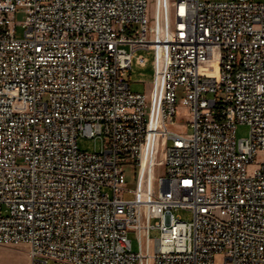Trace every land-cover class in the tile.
<instances>
[{
  "label": "built area",
  "instance_id": "2783aa9c",
  "mask_svg": "<svg viewBox=\"0 0 264 264\" xmlns=\"http://www.w3.org/2000/svg\"><path fill=\"white\" fill-rule=\"evenodd\" d=\"M158 9L0 0V245L26 246L30 264H264V2ZM150 50V91H131L132 57L143 67ZM153 114V175L140 189ZM79 136L101 148L80 150Z\"/></svg>",
  "mask_w": 264,
  "mask_h": 264
},
{
  "label": "rangeland",
  "instance_id": "374dc122",
  "mask_svg": "<svg viewBox=\"0 0 264 264\" xmlns=\"http://www.w3.org/2000/svg\"><path fill=\"white\" fill-rule=\"evenodd\" d=\"M202 1H227V0H202ZM253 2H264V0H251ZM153 9L155 13H159L158 9V0L155 2L153 0H148V15H152ZM24 12L22 9H18L14 14V21L18 23L15 28V35L17 38L22 36L23 28L21 27V23L24 20ZM138 52L134 53L132 57L131 67L126 71L125 79L128 82L129 88L134 92H146L149 93L150 85L153 80V52L150 51H142V53L147 58V64L145 66H139L135 63L134 59ZM157 97V88L156 85L154 87L153 98ZM181 111V110H180ZM177 124L184 123L186 121L185 117L177 116L175 118ZM175 128L179 130H185L187 133L191 131V129L187 126L186 129L176 125ZM248 127L246 125H237L235 129L236 138H246L248 136ZM77 144L80 150L91 152L94 150H99L101 148V140L99 138L92 139L79 136L77 139ZM160 169L156 171L159 174ZM124 174H125V183L127 189H133L135 186L136 179V169L131 168L129 166H124ZM125 198L131 197L129 194H124ZM174 215L180 217L184 221L191 220V213L177 208L174 210ZM154 222V220L152 221ZM159 235V230L153 228L149 231V236L151 239L157 238ZM127 238L131 242V250L132 252H136L138 250V240L136 233L133 231L127 232ZM0 264H30L28 249L26 246H4L0 245ZM49 264H54L53 262H49Z\"/></svg>",
  "mask_w": 264,
  "mask_h": 264
},
{
  "label": "bare ground",
  "instance_id": "6f19581e",
  "mask_svg": "<svg viewBox=\"0 0 264 264\" xmlns=\"http://www.w3.org/2000/svg\"><path fill=\"white\" fill-rule=\"evenodd\" d=\"M159 67H158V72H159ZM156 88H157V97L155 98L154 102H157L158 97H159V93H160V87H161V83L160 80L158 79L155 83ZM155 121H156V117L153 114L152 116V122L149 126V135H148V141H147V145L144 148L143 152H142V169H141V173H140V189H147L150 181H151V177L153 175V171L151 168L152 165V158L154 155V136L156 135V130H155Z\"/></svg>",
  "mask_w": 264,
  "mask_h": 264
}]
</instances>
